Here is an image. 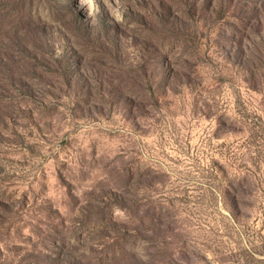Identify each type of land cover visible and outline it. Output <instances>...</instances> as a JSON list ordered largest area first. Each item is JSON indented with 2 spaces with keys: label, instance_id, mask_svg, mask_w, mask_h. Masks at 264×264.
Wrapping results in <instances>:
<instances>
[{
  "label": "rangeland",
  "instance_id": "1",
  "mask_svg": "<svg viewBox=\"0 0 264 264\" xmlns=\"http://www.w3.org/2000/svg\"><path fill=\"white\" fill-rule=\"evenodd\" d=\"M0 264H264V0H0Z\"/></svg>",
  "mask_w": 264,
  "mask_h": 264
}]
</instances>
